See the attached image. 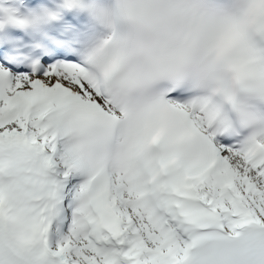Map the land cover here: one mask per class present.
Returning <instances> with one entry per match:
<instances>
[{
    "label": "snow or ice",
    "instance_id": "snow-or-ice-1",
    "mask_svg": "<svg viewBox=\"0 0 264 264\" xmlns=\"http://www.w3.org/2000/svg\"><path fill=\"white\" fill-rule=\"evenodd\" d=\"M0 264H264V0L0 7Z\"/></svg>",
    "mask_w": 264,
    "mask_h": 264
},
{
    "label": "clouds",
    "instance_id": "clouds-1",
    "mask_svg": "<svg viewBox=\"0 0 264 264\" xmlns=\"http://www.w3.org/2000/svg\"><path fill=\"white\" fill-rule=\"evenodd\" d=\"M22 3V0H0V7H13ZM245 25L249 28H252L255 24L254 18H247L244 21Z\"/></svg>",
    "mask_w": 264,
    "mask_h": 264
}]
</instances>
